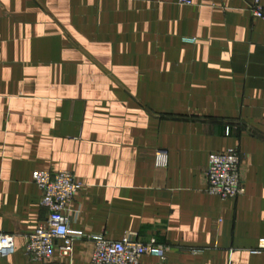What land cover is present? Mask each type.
<instances>
[{
	"label": "crops",
	"instance_id": "0c3cea01",
	"mask_svg": "<svg viewBox=\"0 0 264 264\" xmlns=\"http://www.w3.org/2000/svg\"><path fill=\"white\" fill-rule=\"evenodd\" d=\"M254 2L0 0V233L19 237L0 264L66 262L25 251L48 218L38 171H70L83 185L66 214L84 236L73 264H94V238L127 235L168 247L166 261L141 264H264ZM229 150L244 158L246 192L223 201L207 193L206 172Z\"/></svg>",
	"mask_w": 264,
	"mask_h": 264
},
{
	"label": "built area",
	"instance_id": "2783aa9c",
	"mask_svg": "<svg viewBox=\"0 0 264 264\" xmlns=\"http://www.w3.org/2000/svg\"><path fill=\"white\" fill-rule=\"evenodd\" d=\"M195 0H178L181 6H193ZM255 18L264 20V5L255 0L252 8ZM184 42L195 44L197 39L184 38ZM227 135H230L228 129ZM243 156L237 150L214 153L209 158L206 172L207 193L223 201L236 200L246 192L242 177ZM167 159L159 158L158 165L165 166ZM34 183L42 193L41 206L47 210L48 218L35 233L25 236V251L35 261L49 263L55 253L66 262L73 264L74 244L81 234L74 236L69 227L66 214L70 211L75 198L83 185L70 171H38L33 174ZM18 236L0 233V259H6L17 251ZM94 264H141L144 256H153L166 261L167 246L155 243L143 244L130 235L122 241L106 240L96 237ZM264 251V239L260 242L259 252Z\"/></svg>",
	"mask_w": 264,
	"mask_h": 264
}]
</instances>
